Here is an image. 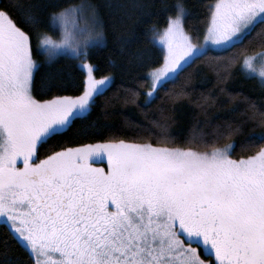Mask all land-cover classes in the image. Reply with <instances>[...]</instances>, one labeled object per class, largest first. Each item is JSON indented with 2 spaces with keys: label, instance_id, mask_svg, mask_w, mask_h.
I'll return each instance as SVG.
<instances>
[{
  "label": "snow or ice",
  "instance_id": "1",
  "mask_svg": "<svg viewBox=\"0 0 264 264\" xmlns=\"http://www.w3.org/2000/svg\"><path fill=\"white\" fill-rule=\"evenodd\" d=\"M134 6H142L140 0ZM100 7L97 0H33L21 9L24 26L0 7V221L10 237L0 242L5 253L14 243L31 264H264V131L242 142L244 154L234 156L239 124H216L209 143L194 121L177 142L169 133L172 117L161 107L160 119L133 124L128 138L111 134L45 149L77 120L85 122L82 136L96 135L88 117L114 82L111 73L97 76L89 59L90 47L105 40ZM199 7L201 28L186 26L196 15L186 0L166 6L162 26L150 25L162 61L145 65L121 102L136 105L147 118L164 90L171 106L187 99L206 115L217 97L202 92L192 100L186 70L207 57L219 92L229 103H243L247 120L264 129V100L226 87L236 64L264 86V0H202ZM44 28H58L60 37ZM245 40L260 51L238 47ZM64 50L77 61L80 81H46L43 88L65 94L38 98L34 52L51 62ZM0 264H12V258Z\"/></svg>",
  "mask_w": 264,
  "mask_h": 264
},
{
  "label": "trees",
  "instance_id": "2",
  "mask_svg": "<svg viewBox=\"0 0 264 264\" xmlns=\"http://www.w3.org/2000/svg\"><path fill=\"white\" fill-rule=\"evenodd\" d=\"M33 0H0V7L10 11L15 22L24 26L21 18V9L27 8ZM49 2L64 3L65 0H49ZM72 2V0H68ZM101 5L100 13L103 21L105 40L103 45H96L89 49V59L97 66V76L111 73L114 78L112 86L105 92L103 97H98L89 121H94L96 135H90L87 138L80 134V129L84 121L77 120L62 136L53 138L45 149L49 146L64 143L68 145L76 143H89L97 139H105L111 134H117L121 137L128 138L133 133L132 125L135 123L147 124L149 119H160L161 113L159 108H163L165 116H171L169 133L176 137L177 142H183L188 135L190 127L194 121H199L200 127L208 134L206 139L209 143L213 140V127L216 124L224 125L225 121H230L234 125H240V131L232 136V143L237 147L233 152L234 156L244 154L241 151L242 142L246 141L253 135H258L264 129L254 127L247 120L244 114V105L239 100L234 103L228 102V97L219 92L217 85V76L211 62L207 57L199 58L187 73H191V82L188 85V91L191 93V99L196 100L200 93L210 94L217 97L213 107L208 108L205 115L195 104L185 99L171 106L164 98V90H161L160 96L150 105L149 114L146 118L140 108L132 104H123L121 98L125 95V89L131 86L132 82L143 76L145 65L161 62L163 50L154 45L149 38L150 25L156 24L162 26L167 15L166 6H170L173 0H140L142 6H134V0H97ZM189 9L196 13L188 18L186 24L191 30L194 25L196 28L202 27L203 10L199 7L202 0H186ZM17 5V8H10L9 5ZM25 30H28L25 28ZM54 38H59V29L44 28ZM33 45L35 48L36 40L33 36ZM250 53H258L260 48L255 43L249 44L245 40ZM232 51V50H229ZM209 55H227L210 51ZM39 67L34 73L35 89L34 92L38 98H48L54 94H65L59 87L49 89L43 88L42 84L48 82L50 85H62L69 80L79 82L81 79V70L77 66V61L67 55H61L48 62L45 55L34 52ZM232 77L226 83V87L233 92H241L244 95L260 102L264 100V86H261L256 79L246 78L240 70V65L236 64L232 69ZM183 79V77H182ZM171 87V85H169ZM47 92V95H43ZM67 94H78L69 90ZM108 99L109 106L105 109L103 102ZM143 96L138 103L142 104ZM208 121V123H205ZM228 143L227 140H220L219 144ZM45 149H41L43 155ZM8 236V228L4 223L0 224V242ZM202 258L212 260V257L204 255ZM12 258V264H31L27 252L19 245L10 244L6 253L2 244H0V260Z\"/></svg>",
  "mask_w": 264,
  "mask_h": 264
},
{
  "label": "rangeland",
  "instance_id": "3",
  "mask_svg": "<svg viewBox=\"0 0 264 264\" xmlns=\"http://www.w3.org/2000/svg\"><path fill=\"white\" fill-rule=\"evenodd\" d=\"M59 37H60V36H59ZM96 45H99V44H95V45L91 46L90 49H91L92 47L96 46ZM158 46H159V45H158ZM159 47H160V46H159ZM160 48H161V47H160ZM161 49H162V48H161ZM61 55H67V56H70L69 53L67 52V50H64V51H62L60 54H58L55 58H57L58 56H61ZM55 58H54V59H55ZM54 59H53V60H54ZM2 223H3V222H2ZM193 246L196 247V245H193Z\"/></svg>",
  "mask_w": 264,
  "mask_h": 264
},
{
  "label": "flooded vegetation",
  "instance_id": "4",
  "mask_svg": "<svg viewBox=\"0 0 264 264\" xmlns=\"http://www.w3.org/2000/svg\"><path fill=\"white\" fill-rule=\"evenodd\" d=\"M2 223V221H0V224Z\"/></svg>",
  "mask_w": 264,
  "mask_h": 264
}]
</instances>
